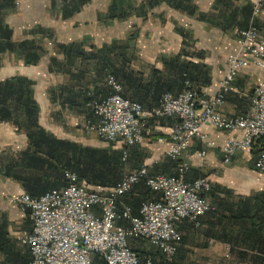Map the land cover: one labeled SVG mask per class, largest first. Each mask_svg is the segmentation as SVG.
Instances as JSON below:
<instances>
[{"label":"crops","instance_id":"crops-1","mask_svg":"<svg viewBox=\"0 0 264 264\" xmlns=\"http://www.w3.org/2000/svg\"><path fill=\"white\" fill-rule=\"evenodd\" d=\"M255 1L0 0V264H28L30 259L27 245L16 237L30 231L31 221L8 198L39 196L65 185V156L45 157L26 137L18 82L28 86L32 116L47 141L117 151L120 158V142L105 144L83 133L82 124L95 118L82 103L107 97L106 77L112 75L120 97L143 111L155 108L165 92L175 97L183 82L205 98L214 96L226 60L235 52V33L248 26ZM251 23L264 36V5ZM260 80L252 66L238 70L219 113L244 115ZM172 125L168 119L147 121L143 141L126 150L123 175L141 166L147 177L175 175L177 163L165 155ZM200 132L205 139L191 140L181 157L188 166L183 180L207 179V198L215 210L198 216L197 225L177 223L180 240L169 259L141 239L130 238L128 246L140 260L151 257V264H259L252 252L240 253L244 224L229 213V204L264 190V173L253 168L256 142L223 164L222 146L242 134L211 126ZM78 183L100 193L112 187ZM154 197L158 193L139 181L119 198L118 208L126 205L135 215L142 202Z\"/></svg>","mask_w":264,"mask_h":264},{"label":"built area","instance_id":"built-area-1","mask_svg":"<svg viewBox=\"0 0 264 264\" xmlns=\"http://www.w3.org/2000/svg\"><path fill=\"white\" fill-rule=\"evenodd\" d=\"M263 5L264 0H256L248 26L235 33V52L228 56L226 71L210 98L183 82L175 97L163 94L155 108L143 111L138 104L122 99L120 86L113 77H106L109 94L98 102L86 103L95 120L82 124L83 133L107 144L120 142V161L124 163L126 150L140 144L148 134V120L170 119L173 125L165 155L170 162L177 163L175 175L147 177L145 167L141 166L100 193L87 190L74 174L65 171V185L60 189H50L39 196L21 193L9 197L20 216H28L31 221L30 231L16 237L18 243L28 247V264H92L93 256L102 264H151L149 257L140 260L129 248L130 238L141 239L163 258H171L180 240L177 223L188 220L197 225L198 216L214 210L206 196L210 190L207 179L183 180L188 166L181 157L191 140L205 139L200 132L202 126L242 134L239 140H229L222 146L223 164L237 152L260 142L253 168L264 173V36L251 23ZM249 66L260 71L261 80L253 89L247 110L235 118L222 116L218 109L224 96L233 91L236 73ZM139 181L158 193L159 198L142 202L132 215L128 206L118 208L119 198ZM118 217L126 221L127 227L116 224Z\"/></svg>","mask_w":264,"mask_h":264},{"label":"trees","instance_id":"trees-1","mask_svg":"<svg viewBox=\"0 0 264 264\" xmlns=\"http://www.w3.org/2000/svg\"><path fill=\"white\" fill-rule=\"evenodd\" d=\"M120 76H122L121 71ZM111 77L117 80L115 75ZM18 93V105L20 116H22L20 117V121L23 122L25 129L28 130L26 137L28 140H32L35 152L40 154L44 153L45 157L51 158L52 160L57 159L59 155L62 157L64 155L65 165L61 166L62 170L74 174L78 181L82 180L94 187H110L120 180L124 174V166L120 161L117 151L107 149L92 150L79 148L70 144L63 145V143L47 141L45 139V133L37 126L36 119L32 116L33 110L31 108V102L27 98L29 89L25 82H18ZM86 103H88V100L84 101L82 106H85ZM60 145L65 146L64 151L59 150ZM252 147H256L257 150L255 152L258 153V148L261 147V144L260 142H256L255 146ZM42 148H45V150H42ZM86 189L95 191L91 188ZM148 191L150 190L148 189ZM206 196L210 198V190ZM154 199L157 200L155 197ZM212 206L215 210V206L213 204ZM229 213L230 218L242 220L244 224L242 245L239 247L241 250L240 253L252 252L258 263L262 264L264 259V190L253 197L238 201L236 205L229 204ZM116 224L127 227L126 221L120 217L116 219ZM131 250L138 256L136 250ZM149 258L151 259V257ZM92 264L102 263L98 261L96 256H93Z\"/></svg>","mask_w":264,"mask_h":264},{"label":"rangeland","instance_id":"rangeland-1","mask_svg":"<svg viewBox=\"0 0 264 264\" xmlns=\"http://www.w3.org/2000/svg\"><path fill=\"white\" fill-rule=\"evenodd\" d=\"M182 85H183V84H182ZM190 87H191V86H190ZM181 90H182V89H181ZM195 91H196V90H195ZM196 92H197V91H196ZM197 93H198V92H197ZM164 94H166V93H164ZM167 94H169V93H167ZM168 120H170V119H168ZM84 134H85V133H84ZM100 142H101V141H100ZM103 143H104V142H103ZM105 144H107V143H105ZM125 175H126V174H125ZM125 175H123V176H125ZM123 176H122V177H123ZM122 177H121V178H122ZM121 178H120V179H121ZM116 183H117V182H116ZM116 183H115V184H116ZM129 241H130V240L127 239V243H128Z\"/></svg>","mask_w":264,"mask_h":264},{"label":"bare ground","instance_id":"bare-ground-1","mask_svg":"<svg viewBox=\"0 0 264 264\" xmlns=\"http://www.w3.org/2000/svg\"><path fill=\"white\" fill-rule=\"evenodd\" d=\"M138 170V169H137ZM134 171H136V170H133V171H131V172H134ZM152 247V246H151ZM154 248V247H153ZM155 249V248H154ZM156 250V249H155ZM157 251V250H156Z\"/></svg>","mask_w":264,"mask_h":264}]
</instances>
